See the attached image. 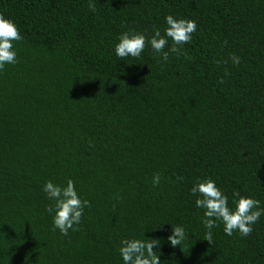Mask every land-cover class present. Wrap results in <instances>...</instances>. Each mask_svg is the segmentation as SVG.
Listing matches in <instances>:
<instances>
[{
	"label": "trees",
	"instance_id": "obj_1",
	"mask_svg": "<svg viewBox=\"0 0 264 264\" xmlns=\"http://www.w3.org/2000/svg\"><path fill=\"white\" fill-rule=\"evenodd\" d=\"M0 14L23 37L0 70V264H121L119 241L144 232L162 264H264V216L209 244L188 193L209 177L230 206L237 191L264 207V0H0ZM166 14L196 21L181 54H113L122 31L163 34ZM68 178L89 207L61 236L41 189ZM175 224L188 239L171 247Z\"/></svg>",
	"mask_w": 264,
	"mask_h": 264
},
{
	"label": "clouds",
	"instance_id": "obj_2",
	"mask_svg": "<svg viewBox=\"0 0 264 264\" xmlns=\"http://www.w3.org/2000/svg\"><path fill=\"white\" fill-rule=\"evenodd\" d=\"M90 9H95L90 5ZM163 34L160 28H153L149 35L147 31L127 29L118 34L113 43V54L118 58H140L146 44L153 54L163 62H167L170 54H181L183 46L192 40V34L197 31L195 20L176 18L172 14L163 17ZM23 39L17 25L10 18L0 14V70L6 65L17 63V50L15 42ZM229 60L233 65L240 63V57L229 54ZM221 61H217L220 63ZM160 175L153 174L152 186L160 183ZM183 180V177H177ZM42 192L50 202L46 211L51 216L53 231H58L61 236H67L69 230L75 232L81 223L85 208L89 207V201L83 199L71 178L61 185L52 180H45ZM191 197H194V206L201 210L200 222L205 229L204 240L212 242L213 229L222 225L223 233L231 237L234 232L240 236H248L252 232V226L261 216H264V207L260 201L252 196L241 195L240 192H232V205H229V197L217 186L216 181L209 178H196L188 189ZM145 233V232H144ZM131 235L119 241L118 254L121 264H162L160 253L155 250L159 246L157 239ZM188 239V232L184 225L170 226V234L166 241L171 247L181 245ZM159 253V255L157 254Z\"/></svg>",
	"mask_w": 264,
	"mask_h": 264
}]
</instances>
